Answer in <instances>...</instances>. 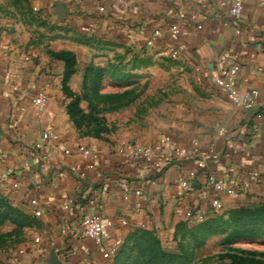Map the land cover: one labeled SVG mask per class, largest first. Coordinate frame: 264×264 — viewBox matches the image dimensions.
Listing matches in <instances>:
<instances>
[{"label": "crops", "instance_id": "obj_1", "mask_svg": "<svg viewBox=\"0 0 264 264\" xmlns=\"http://www.w3.org/2000/svg\"><path fill=\"white\" fill-rule=\"evenodd\" d=\"M31 2L45 16L56 15V5L63 3L66 18L56 38L35 45L27 42L29 25L12 20L16 11L5 18L0 10V195L31 220L14 247L0 250V264H54L52 256L55 264H111L81 234L85 215L111 220L103 245L120 247L136 229L180 239L206 220H226L232 210L264 204V117L257 116L264 110V0H244L239 23L228 14L231 0ZM172 25L179 33L171 32ZM155 29L161 35L148 44ZM77 35L92 39L82 43L73 38ZM170 48L178 50L180 66L189 68L181 73L182 100L174 98L175 89L167 90L172 96L143 121L127 107L112 114L96 111L84 97L91 91L83 87L93 73L89 67L100 69L102 80H113L100 93H121L127 88L118 85L121 81L157 73L158 52ZM147 61L150 66L140 69ZM234 64L237 89L259 91L251 109L233 105L214 85V76ZM41 89L47 100L36 107L32 99ZM44 130L57 138L35 150ZM165 135L181 146L198 142L203 167L194 159L163 164L157 156L146 164L124 158L134 145L153 144ZM62 148H89L93 155L65 156ZM72 165L77 172L69 171ZM210 171L237 192L216 194L206 184ZM187 173L192 176L182 187ZM214 197L222 204L219 211L210 204ZM33 198L38 217L29 205ZM188 209H201L205 216L187 220ZM2 225L3 232L16 227L8 221ZM251 228L258 233L230 242L224 241L229 231L208 235V242L220 239L221 264H264V223Z\"/></svg>", "mask_w": 264, "mask_h": 264}, {"label": "rangeland", "instance_id": "obj_2", "mask_svg": "<svg viewBox=\"0 0 264 264\" xmlns=\"http://www.w3.org/2000/svg\"><path fill=\"white\" fill-rule=\"evenodd\" d=\"M31 0H2L0 2V10H5L3 17H10V13L14 14L10 10H15L17 15L14 14L12 20L23 21L29 25V30H26L28 35V44H43L44 41H51L56 36H58V31L62 29V22L57 17V15L45 16L38 13V9L33 8ZM92 36H84L77 35L73 36L75 39H92ZM97 48V47H96ZM104 48V47H103ZM102 48V49H103ZM101 49V47H99ZM159 61L157 66V73L155 72H143L136 78L126 79L125 81H121L118 85L127 87L125 89L124 98L120 102L121 108L127 107V110L133 111L134 117L139 118L140 120H145L146 117H151L156 112L158 106L166 101V99L172 95H167V90L175 89L174 98L178 100H182L179 96L182 93V77L181 73L188 70V67L180 66L179 62L176 59H172L169 57L166 52H158ZM134 64V63H133ZM133 64H129L128 67H132ZM154 65V64H153ZM150 66V62L144 63L140 69L144 70L146 67ZM192 71V70H191ZM113 80L105 79L102 80L101 86H105L106 88L111 87V83ZM188 81L193 83L190 79V75H188ZM118 82V81H117ZM123 82V83H122ZM179 93V94H178ZM94 106L98 107V103L96 100H93V108ZM101 108V107H98ZM118 107L115 105V108L111 110H104V112L115 113ZM96 110V108H94ZM118 112V111H117ZM97 114L99 112H96ZM105 113V114H106ZM132 113V112H131ZM103 114V112H102ZM104 114V115H105ZM100 118V115L97 116ZM101 120H97V124L100 123ZM4 226L2 223L0 224V232H3ZM8 233V232H7ZM156 238L161 243V248L165 251H173L179 252L182 251L187 254V261L180 264H221L224 263L222 257H217L216 253L218 250L219 240L213 239L211 241L204 240L200 245H196L192 238L187 237L186 239H166V238ZM3 248L14 247L16 238H7L4 241ZM133 241L128 240L123 244L125 250H130L133 246ZM134 251H129V256L127 258V263L124 264H148L146 259L139 255L136 260V253ZM134 254V255H132Z\"/></svg>", "mask_w": 264, "mask_h": 264}, {"label": "built area", "instance_id": "obj_3", "mask_svg": "<svg viewBox=\"0 0 264 264\" xmlns=\"http://www.w3.org/2000/svg\"><path fill=\"white\" fill-rule=\"evenodd\" d=\"M244 0H231L228 9V14L236 22L239 23L242 10H243ZM171 32L174 34L179 33L177 26L172 25L170 28ZM236 33H239V29H236ZM161 35L160 29H155L151 36L149 37L148 44L152 43L157 37ZM168 55L172 59H176L179 56V52L176 49L170 48L168 50ZM238 66L236 64L229 67V69L224 74L215 75L213 82L216 88L222 93V95L230 101L233 105L244 108H253L259 97V91L256 88H250L247 90H239L235 85L236 73ZM47 100L46 90H39L32 99V104L36 107H41L45 104ZM257 116L264 117V110L257 113ZM57 136L50 130H44L41 134V139L33 144L35 150H40L46 142L50 140H55ZM80 153L85 157L92 156L93 153L89 148H81L72 150L70 148H62V153L65 156H69L72 153ZM167 154V157H165ZM200 155L198 142H193L190 146H181L174 144L169 135H165L159 142L153 144H140L134 145L130 150L128 155H123L124 158L132 157L137 160H141L146 164H151L152 161L159 156L163 161L169 160L171 158L177 160H192L196 162V166L199 168L203 167L202 158L198 157ZM69 171L77 172L76 166L72 165L69 167ZM62 174V173H60ZM83 175L82 173L80 174ZM192 173H187L183 176L181 186L186 187L188 181L190 180ZM206 184L212 189L216 194L225 193L228 195H234L237 192V187L234 185L227 186L223 178H221L216 173L210 171L206 174ZM17 187V184H13ZM211 206L215 211H219L222 208V204L218 197H214L210 202ZM32 213L35 217L41 215V211L36 208L37 200L33 198L29 201ZM264 205V204H263ZM184 218L187 220L199 221L205 216V212L201 209H188L183 213ZM112 224L111 220H104L99 214L85 215L80 221V232L83 236L89 238L93 244L99 249L102 257L108 261H111L116 256L119 245L117 243H112L111 245L105 247L103 230L105 226H110Z\"/></svg>", "mask_w": 264, "mask_h": 264}, {"label": "trees", "instance_id": "obj_4", "mask_svg": "<svg viewBox=\"0 0 264 264\" xmlns=\"http://www.w3.org/2000/svg\"><path fill=\"white\" fill-rule=\"evenodd\" d=\"M90 40L91 39H83L80 40V42L88 44ZM88 70H92L93 73L88 79H83V87H89L91 91H86L84 97L87 98L90 104L93 103V100H96L98 105L100 103L103 104L101 108L94 106L96 111H109L115 108V105H117V107L121 106L120 102L124 96H126V92L100 93L99 90L102 83L101 70L92 67H89ZM95 72H97V74H95ZM6 221L14 224L16 227L8 233L0 232V249L3 247L4 241L7 238H13V236L16 238L22 231V228L29 225L31 222L29 216L24 211L14 206L7 198L0 195V224ZM263 223L264 205L242 208L230 211L228 219L226 220L218 216L206 220L201 224H197L182 233L180 239L190 237L196 245H200L210 234L229 231L224 241L230 242L236 238L248 235L249 232L257 234L258 232L255 233L254 229L251 227H260ZM228 227L231 228L228 230ZM128 240H132L134 244L130 250H125L123 244ZM123 244L119 247L111 264H124V261L127 263L129 251H132V249L135 250L134 254L136 253V258L134 260H136L139 255H142L148 264H180L187 261V254L182 251L173 252L163 250L156 235L152 231L145 229H136L129 235Z\"/></svg>", "mask_w": 264, "mask_h": 264}, {"label": "water", "instance_id": "obj_5", "mask_svg": "<svg viewBox=\"0 0 264 264\" xmlns=\"http://www.w3.org/2000/svg\"><path fill=\"white\" fill-rule=\"evenodd\" d=\"M55 13L60 20H64L66 18V7H65V5L63 3L57 4L55 7ZM51 258H52L50 260L51 263L55 264L56 263L55 256H52Z\"/></svg>", "mask_w": 264, "mask_h": 264}]
</instances>
